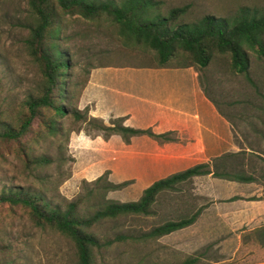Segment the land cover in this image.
I'll list each match as a JSON object with an SVG mask.
<instances>
[{
    "label": "trees",
    "instance_id": "16d2710c",
    "mask_svg": "<svg viewBox=\"0 0 264 264\" xmlns=\"http://www.w3.org/2000/svg\"><path fill=\"white\" fill-rule=\"evenodd\" d=\"M160 2L29 0L31 21L24 42L37 68L39 80L23 99L10 108H0V144L7 150L0 148V158L6 159L8 155L15 154L13 158L19 160L26 175L34 181L0 186V206L9 205L11 209L19 207L35 225L66 237L74 246L75 264H94L97 253H101L102 249L129 238L128 234L120 233L113 238L101 239L98 232L100 223L134 215H153L160 194L180 191V184L192 181L196 176L212 174L217 178L240 182L255 180L242 174L241 153H226L211 162L196 164L155 181L144 189L137 200L122 202L107 199L110 191L121 189L130 181L114 183L103 175L85 195L56 202L55 184L66 176L61 173L57 180L54 179L50 169L62 161L57 163L45 143L50 137L64 135L67 118L75 117L82 123L87 122L97 133H103L106 139L113 134L122 135L126 142L133 136L143 134L160 142L176 139L172 131L156 133L151 128L127 126L125 117L112 118L110 124L102 118H88L89 108H79L82 94L79 89L75 90L79 82L74 81L79 64L74 60L73 52L65 47L63 36L69 16L79 14L94 24L110 22L124 39L125 45L133 43V46L153 51L155 62L147 66H195L199 72H206L215 56L230 55L231 71L251 80V53L255 52L258 58L264 59V7L243 5L233 17L208 14L195 23L173 26L187 12L188 6L174 7L166 16L151 17L152 9L160 7ZM174 60H180V63L174 64ZM87 82L88 78L82 90ZM204 91L208 94L205 87ZM208 97L219 107L211 94ZM220 112L225 115L221 109ZM200 212L197 210L190 215H179L181 217L177 219L164 220L142 233L141 237L160 238L185 228L197 220ZM9 246L0 236V264H14L9 257ZM198 261V257H188L175 264H196Z\"/></svg>",
    "mask_w": 264,
    "mask_h": 264
},
{
    "label": "rangeland",
    "instance_id": "374dc122",
    "mask_svg": "<svg viewBox=\"0 0 264 264\" xmlns=\"http://www.w3.org/2000/svg\"><path fill=\"white\" fill-rule=\"evenodd\" d=\"M158 1H161L160 7L152 9L151 17L166 16L174 7L188 6L187 12L173 26L178 23H195L208 14L233 17L243 5L264 7V0ZM30 21L29 0H0L2 109L10 108L12 104L23 99L39 80L37 68L24 42L29 34ZM64 31V45L73 52V58L79 64L75 70L74 81L79 82L75 90L79 89L81 94L91 75L102 67H142L155 62L151 49L133 46V43L125 45L124 39L110 22L94 24L79 14H74L67 18ZM250 56L251 80L245 75L231 71L230 55L218 54L206 72H198L208 94H211L218 103L217 109L224 111L230 120L242 126L238 128V132L247 143L250 140H247L245 134L251 133L248 128H256L253 124L259 122L264 123V59L258 58L255 52ZM173 63L178 64L180 60H174ZM87 78L88 82L82 90ZM89 117H92L90 113ZM104 122L110 124V121ZM64 124V135L50 137L45 143V147L50 149L48 152L57 163L62 161L59 166L50 169V172L54 173V179L57 180L61 173L66 176L64 180L55 184L56 202L63 199L74 200L85 195L103 175L114 183L130 181L125 187L110 191L107 199L125 202L140 198L141 189L134 186L137 180L124 178L129 172L128 164L114 167L112 147L97 142L98 136L108 140L103 133H97L87 122L82 123L75 117L67 118ZM177 139L176 136L175 140ZM125 143L128 144L130 141ZM1 145L0 148L7 151ZM11 155L6 159L0 158L2 182L0 186L33 182L34 179L26 175L27 172L19 164V160L14 159L15 154ZM35 183L38 184L36 181ZM179 187L180 191H168L158 196L154 207L156 213L153 215H134L100 223L98 232L101 239L113 238L120 233L128 234L129 238L102 249L101 253H97L94 264H175L188 257H198L199 261L196 264H264V232L260 229L245 234L250 235L249 240L244 234L241 239L234 234L233 239L228 242L216 241L203 243L202 246H199V243L194 244L192 237L178 235L160 238L141 237L142 233L150 231L164 220L177 219L183 214L190 215L195 212L189 210L185 203L193 194V180L180 184ZM253 197L257 198V195ZM0 236L6 245H10L9 257L13 259L14 264L76 263L74 246L66 237L35 225L28 214L19 207L11 209L9 205L0 206Z\"/></svg>",
    "mask_w": 264,
    "mask_h": 264
},
{
    "label": "crops",
    "instance_id": "0c3cea01",
    "mask_svg": "<svg viewBox=\"0 0 264 264\" xmlns=\"http://www.w3.org/2000/svg\"><path fill=\"white\" fill-rule=\"evenodd\" d=\"M198 72L195 66L102 67L91 75L80 108L88 106L91 116L106 122L125 117L127 126L175 132L178 139L168 142L145 134L133 136L128 144L120 134L108 140L97 137V142L112 147L114 167L128 164L124 178L136 179L134 186L142 193L161 178L226 153H241L242 174L255 180L194 177L193 194L185 203L189 210L201 212L193 224L165 235L192 237L200 246L228 242L234 234L241 239L256 229L264 232V123L249 126L251 133L245 135L250 141L245 142L238 132L242 126L217 109ZM232 197L238 198L230 201Z\"/></svg>",
    "mask_w": 264,
    "mask_h": 264
}]
</instances>
